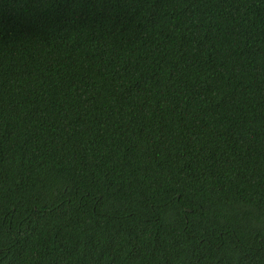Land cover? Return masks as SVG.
<instances>
[{"label": "trees", "instance_id": "16d2710c", "mask_svg": "<svg viewBox=\"0 0 264 264\" xmlns=\"http://www.w3.org/2000/svg\"><path fill=\"white\" fill-rule=\"evenodd\" d=\"M0 264H264V0H0Z\"/></svg>", "mask_w": 264, "mask_h": 264}]
</instances>
